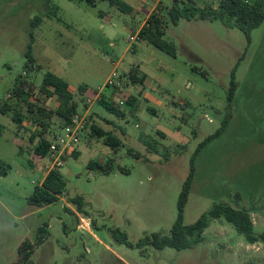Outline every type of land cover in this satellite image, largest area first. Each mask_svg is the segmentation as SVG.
Instances as JSON below:
<instances>
[{"label": "rangeland", "instance_id": "rangeland-1", "mask_svg": "<svg viewBox=\"0 0 264 264\" xmlns=\"http://www.w3.org/2000/svg\"><path fill=\"white\" fill-rule=\"evenodd\" d=\"M175 1L210 5V0H123L131 11H122L108 0L94 7L76 0H0V106L15 102L9 96L18 78L41 96L47 72L75 89L86 85L97 92L116 71L121 87L104 96L124 113L117 116L97 101L89 105L76 92L78 113L91 116L123 145L113 151L87 130L78 156L69 155L60 169L67 194L36 208L28 199L46 174L41 161L30 159L35 145L30 138L40 130L25 104L21 126L0 112V264L16 262L22 242H35L45 225L31 264H264V244H249L223 219L192 249L136 247L146 235L170 233L191 158L225 118L227 129L196 160L183 222L190 225L223 202L248 210L255 231L264 230V23L249 43L238 27L220 21L173 24L169 11ZM153 13L162 20L164 38L175 45V57L131 40ZM239 61L238 89L230 102ZM131 71L146 75L144 84H133ZM129 94L137 98L134 105L126 103ZM45 106L55 108L57 98ZM48 122L52 138L62 125L56 116ZM110 159L115 166L110 174L87 167L91 160ZM77 196L83 197L85 213L72 202ZM117 230L126 241L119 242Z\"/></svg>", "mask_w": 264, "mask_h": 264}, {"label": "trees", "instance_id": "trees-1", "mask_svg": "<svg viewBox=\"0 0 264 264\" xmlns=\"http://www.w3.org/2000/svg\"><path fill=\"white\" fill-rule=\"evenodd\" d=\"M79 2H85L89 6H96L98 1L101 0H76ZM111 5L117 6L122 11H131V8L123 2V0H108ZM169 17L173 24H178L181 19L187 20H208V21H220L227 26L238 27L246 36L249 43L252 40V32L259 28L264 23V0H210V5L207 7H199L194 4H184L183 6L175 1L171 10L169 11ZM40 23V18L35 19L34 25ZM139 39L145 41L150 45L158 48L161 51L175 57L177 50L172 42L167 41L165 31L162 26V20L158 14L153 13L146 24L139 31ZM243 57L241 58V60ZM240 61L234 67L232 72V81L229 92V101H233L236 91L238 89V83L236 81V73L239 67ZM133 84H144L146 75L138 77V73L131 71V77ZM40 95H35L32 84L18 78L13 87L12 95L10 99L15 100L13 104L5 102L0 106V112L4 115L12 117L13 121L20 126L24 123V116L22 114L21 105L25 104L28 108V113L31 114L33 123H36L40 132L33 134L30 141L34 145L33 155L31 161L36 163L44 160L48 153L52 142L54 141V135L49 138L46 134L49 129V122L54 116L58 117L61 121V128L69 126L72 117L78 113L77 104L74 102V97L78 91L83 97L95 98L97 92L90 89L86 85L79 86L77 89L73 88L67 81L58 75L47 72L42 80L40 87ZM47 99L57 98L58 106L55 108L45 106ZM137 101L132 95H128L126 103L134 105ZM97 102L103 106L109 112L117 115L124 116L123 111L119 103L112 99H107L102 95ZM87 130L91 137H97L102 139V144L109 147L113 151H119L123 145V141L120 137L112 132H106L100 126L92 121V117L88 118ZM229 119L225 118L222 123V127L214 135L207 137L197 147L191 158L190 173L183 184L182 191L178 200V218L172 226L170 233L164 235L161 232H154L146 235L139 240L136 247H142L143 245H151L157 250H164L166 248L174 249L176 251H183L192 249L195 246L205 242V232L211 227L214 221L223 219L227 223L233 226L235 231L243 236V238L251 245L257 243L264 244V230L260 233L255 231L254 222L251 217V213L246 209H237L228 203H216L207 212L203 213L194 223L185 225L183 222L185 207L188 203L192 184L196 174V160L202 150L215 138L219 137L228 127ZM40 138L36 143L35 140ZM71 155L78 156V152H74ZM88 169L91 171H97L99 173L110 174L114 171V161L108 160L106 163H101L96 160H91L88 165ZM124 172L128 170L121 169ZM67 194V183L60 172L52 171L46 176L40 185H37L28 199L29 205L36 208H43L44 206L51 205L63 196ZM72 202L76 205L77 210L80 213L84 212L85 202L82 196L72 198ZM47 225L41 226L38 230V237L35 242L30 239H26L22 242L18 249V260L13 264H31V257L35 250L44 242ZM115 237L119 242L126 241V234L115 231Z\"/></svg>", "mask_w": 264, "mask_h": 264}, {"label": "built area", "instance_id": "built-area-1", "mask_svg": "<svg viewBox=\"0 0 264 264\" xmlns=\"http://www.w3.org/2000/svg\"><path fill=\"white\" fill-rule=\"evenodd\" d=\"M131 40H139V36L131 37ZM119 80V74L116 71L112 72L104 86L97 90L95 98H87V104L95 103L107 90L121 87ZM88 123L87 114L76 113L69 126L62 128L59 133L53 132L54 141L47 157L41 161L46 176L52 171L60 170L65 165L68 156L79 151L82 135L87 131Z\"/></svg>", "mask_w": 264, "mask_h": 264}]
</instances>
